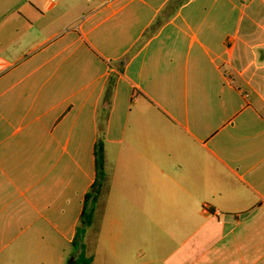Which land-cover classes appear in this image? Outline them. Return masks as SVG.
Listing matches in <instances>:
<instances>
[{"label":"crops","instance_id":"crops-1","mask_svg":"<svg viewBox=\"0 0 264 264\" xmlns=\"http://www.w3.org/2000/svg\"><path fill=\"white\" fill-rule=\"evenodd\" d=\"M264 264V0H0V264ZM77 263V262H76Z\"/></svg>","mask_w":264,"mask_h":264},{"label":"trees","instance_id":"trees-1","mask_svg":"<svg viewBox=\"0 0 264 264\" xmlns=\"http://www.w3.org/2000/svg\"><path fill=\"white\" fill-rule=\"evenodd\" d=\"M95 170L96 177L90 190L85 194L83 210L72 241V245L79 251L77 264H93L94 258L87 254L84 239L87 229L101 217L103 202L110 190L109 178L105 171L104 143L101 140L95 147Z\"/></svg>","mask_w":264,"mask_h":264},{"label":"rangeland","instance_id":"rangeland-1","mask_svg":"<svg viewBox=\"0 0 264 264\" xmlns=\"http://www.w3.org/2000/svg\"><path fill=\"white\" fill-rule=\"evenodd\" d=\"M90 228H92V227H90ZM90 228H88L87 231H88V232H93V231H91V230H93V229L90 230ZM75 252H77V249H76V248H75Z\"/></svg>","mask_w":264,"mask_h":264},{"label":"water","instance_id":"water-1","mask_svg":"<svg viewBox=\"0 0 264 264\" xmlns=\"http://www.w3.org/2000/svg\"><path fill=\"white\" fill-rule=\"evenodd\" d=\"M69 264H77L74 260H71Z\"/></svg>","mask_w":264,"mask_h":264},{"label":"built area","instance_id":"built-area-1","mask_svg":"<svg viewBox=\"0 0 264 264\" xmlns=\"http://www.w3.org/2000/svg\"><path fill=\"white\" fill-rule=\"evenodd\" d=\"M49 1H51V2H52V1H55V0H49Z\"/></svg>","mask_w":264,"mask_h":264}]
</instances>
